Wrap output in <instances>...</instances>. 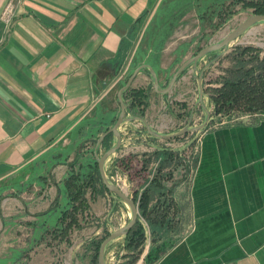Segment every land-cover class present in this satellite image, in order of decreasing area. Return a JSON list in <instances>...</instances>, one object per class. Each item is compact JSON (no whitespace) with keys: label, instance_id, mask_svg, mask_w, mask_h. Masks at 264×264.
Segmentation results:
<instances>
[{"label":"crops","instance_id":"0c3cea01","mask_svg":"<svg viewBox=\"0 0 264 264\" xmlns=\"http://www.w3.org/2000/svg\"><path fill=\"white\" fill-rule=\"evenodd\" d=\"M160 1L0 0V264H90L91 240L123 226L113 223L108 207L117 206L122 220L124 203L100 186L98 193L87 191L85 218L66 238L57 230L58 205L75 161L89 152L97 161L107 151L106 136L98 141L107 132L104 122L120 112L117 95L127 80L116 76L124 40ZM8 5L10 24L3 15ZM141 65L131 86L148 87L149 67L161 90L169 86L162 63L161 74L145 61H130L125 71L131 75ZM151 82L143 115L126 110L122 147L106 162L107 176L128 195L133 183L116 160L158 152L167 138L157 134L175 133L158 129L153 114L166 107L170 91H157ZM104 107L108 115L99 117ZM115 140L114 134L107 140L111 148ZM196 143L192 174L166 182L150 202L158 210L171 204L174 220L170 216L168 225L152 215L151 231L143 220L147 241L135 264H264V117L203 131ZM120 239L105 250L115 264L134 253ZM149 249L157 256L151 262Z\"/></svg>","mask_w":264,"mask_h":264},{"label":"rangeland","instance_id":"374dc122","mask_svg":"<svg viewBox=\"0 0 264 264\" xmlns=\"http://www.w3.org/2000/svg\"><path fill=\"white\" fill-rule=\"evenodd\" d=\"M192 4V0H161L159 3L157 2L141 20V23H139V25L138 23L136 24L129 35L131 44L124 52L125 56H123L121 66H117L118 73L116 77L127 80L130 76V72L128 70L125 71V69L130 61L135 65L140 64L142 61L150 64L148 59L153 57L154 59L157 58L156 61L160 70L161 63L166 68L163 71L165 74L163 83L168 86L178 66H181L186 60L198 54L199 50L203 47L221 42L229 32L241 25L246 18L253 15V10L242 9L241 4H235L229 7V14L224 24L217 29H213L206 20L200 18L197 10L192 8ZM213 22L218 23L219 19L215 18ZM138 27L139 29L136 30ZM184 43L188 45L182 47L181 45ZM244 45L264 50V22H259L250 27L238 39L231 42L227 49L214 51L205 55L196 65L191 64L179 75L180 77L178 76L180 85L176 89L173 86L169 92L170 94L167 96L168 100L164 99L166 100V107L164 105L160 112L158 107L153 115H157L155 120L159 119V121H157V123L155 121V123L162 133L180 132L183 130L189 132L180 135L177 139L172 138L164 140L161 150L169 149L171 151H180L181 153H179L178 159H182L186 162L190 160L194 162L197 137L199 134H202L203 131L219 125L246 121L250 118L264 117V109L255 112L232 110L231 113H215V107L209 98L210 92H212L211 89L220 86L218 81L223 73V69H225L224 67L230 65L229 60H227L225 56L229 54L234 47ZM174 47L176 48L172 52L173 55H171L170 50ZM166 48L169 50L164 52ZM141 53H145L146 56L140 58L139 55ZM219 54L220 58L215 59ZM163 55H165V57H163ZM205 68L206 70H204ZM202 70H204L202 80L204 85L203 95L200 96L198 78ZM146 76L148 87L144 88L147 90L146 103H148V97L151 96L152 93L151 80L153 77L151 72L146 73ZM189 76L192 77L190 82H188ZM133 87L136 89L141 88L134 85ZM110 99L115 102L116 91H113ZM138 115H140V113ZM201 126L202 129L199 128ZM153 154L154 153H148L147 157ZM142 156L143 155L139 156V160H142ZM158 160L159 159L154 155L150 166L153 168ZM187 165H190L189 162ZM182 173L183 172H180L183 176ZM178 178L179 174L176 172L175 180ZM111 181L116 183L115 180ZM165 189H167V186H165ZM122 203L124 202L120 199L119 205ZM124 205L126 208V216L123 217L122 220H118L116 216L117 206L108 207L109 212L113 214L112 218L114 219L112 221L117 226L120 224L125 226L130 222L132 214L131 208L126 203H124ZM120 238L117 239L121 242L122 240ZM119 241H116L118 246ZM113 256L114 258L109 255V259L106 256V264L116 263L114 261L115 255Z\"/></svg>","mask_w":264,"mask_h":264},{"label":"trees","instance_id":"16d2710c","mask_svg":"<svg viewBox=\"0 0 264 264\" xmlns=\"http://www.w3.org/2000/svg\"><path fill=\"white\" fill-rule=\"evenodd\" d=\"M192 1V8L196 9L200 18L206 20L213 29H217L224 24L229 14V7H232L235 4H241L242 9L253 10V14H264V0ZM146 15L147 13L139 19L137 22L138 25ZM215 18L219 19L218 23L213 22ZM138 29L139 27L136 30ZM129 39L130 37L124 40V45L122 47L123 53L131 44ZM186 45L188 44L184 43L181 46L184 47ZM145 56V53L139 55L140 58H144ZM225 58L229 60L230 65L223 69V73L218 81L220 86L211 89L212 92H210L209 95V98L215 107V113H231L232 110H238L240 112H255L264 109V50L248 45L236 46L225 56ZM156 59L157 58L154 59L153 57L149 58L148 62L154 69L158 70V74H161ZM146 98L147 90L143 87L136 89L135 87L130 86L123 93V100L127 105L126 110L139 111L140 115L143 113ZM113 110L116 111L114 108ZM96 114L98 116L100 115L99 117H105L108 115V111L104 107L102 109L100 108ZM96 114L94 116H97ZM94 120V118L87 120V123L90 125L89 129L94 127ZM116 120L117 115L115 114L112 120L104 122L102 125L103 131H107ZM90 133L94 132L90 131ZM112 137L113 133L106 136L104 139L106 142H102V145L106 150L111 148V145L108 144L107 140H110ZM175 138L177 139L179 136ZM154 155L160 162L157 172L151 180L149 167ZM178 156L179 153L177 151L165 149L159 150L157 153L149 155L148 157L147 154H143L142 160H139L138 156L134 154L116 160L115 165L128 175L130 181L133 183V200L138 205L141 216V218L138 217L136 225L131 229L127 236H125V247L130 251L132 250L134 253L130 255L129 260L118 264H135L137 259L143 253V248L147 241L145 220L148 223L150 231L152 230V224L154 222L151 218L152 215H154L155 218L157 217L160 219L161 223L170 224L171 219H169V217L171 216L172 218L173 213L171 210V204L167 202L164 205L161 204L158 210L155 206H151L150 202L153 199L154 193L159 190V188H164L165 183L173 178L172 171L164 172V170L179 163ZM196 156L194 164L192 165L193 169L196 163ZM98 186H100L102 190L108 191L103 184L102 176H100L99 163L92 158L89 152L83 155L78 161H75L64 181L67 197L63 200L64 202H61L60 204L58 203L61 225H59L57 230L61 233V237H68L71 228L80 227V220H84L85 211L89 208L86 198L87 191L90 190L98 193ZM141 187L143 191L140 200H138L141 191L138 188ZM167 192L163 193L164 196L167 195ZM118 199L120 198L118 197ZM109 234L108 231H105L104 234L101 235V238H94L91 240L89 244V248L92 251L90 264H98L101 243ZM67 241H69V238ZM149 250L150 251L146 256V261L148 260V262H151L157 258V256L153 257L152 250Z\"/></svg>","mask_w":264,"mask_h":264},{"label":"water","instance_id":"95a60500","mask_svg":"<svg viewBox=\"0 0 264 264\" xmlns=\"http://www.w3.org/2000/svg\"><path fill=\"white\" fill-rule=\"evenodd\" d=\"M259 22H264V14H253V15L249 16L248 18H246L241 25H239L237 28H235L234 30L229 32V34L226 37H224V39L221 42L214 43L212 45H208V46H205L202 49H200L198 54H196L195 56L186 60L178 68L177 72H175V74H173V76L169 82V86L166 89L161 90L159 88L157 73L155 70H153L151 67H149V69L151 70L153 79H154V82H153L154 88L157 91H161L163 93H168L169 91H171V89L175 85L174 83L176 82L178 76L180 74H182L188 66H190L191 64L196 65L200 61V59L203 58L207 54H210L214 51L227 49V47L229 46V44L231 42L238 39L242 34H244V32L246 30H248L250 27L258 24ZM218 58H220V54L215 59H218ZM143 67H145V65H141L140 67L136 68L135 71L127 79L124 87H122L121 90L119 91V93L117 95L118 101L120 102V112L118 114V118H117L116 122L114 123V125L112 126V128L108 129L107 132L104 135H102L98 141V142H101L103 140V138L109 134L113 133L115 135L116 140H115V143L113 144V147L110 148L109 150H107L101 156H97V161L99 163L100 176H102V180H103V183H104L106 189L111 194H115L124 203L129 205V207L131 208V212H132L130 222L127 225L116 229V231L110 233L108 235V237H106L102 241L100 249H99L100 252H99V258H98V264H106V260H105L106 259V251H105L106 247L111 242L115 241L117 238L127 236V234L131 231V229L136 225V223L138 221L137 220L138 215H139L138 206L135 204L133 198L130 195H128L126 192L122 191V189L116 183H113L110 180L109 176H107V174H106V162L110 157H112L114 154H116L117 151L120 150V148L122 147V143H123L122 139L123 138H122V133L120 131V127L123 123H125L127 121V118L125 116L127 105H126L125 101H123V93L126 91V89H128L131 86V83L134 81V79L140 73V71ZM204 70H206V68ZM204 70H202V72L200 73V76L198 78V83H199V87H200V96L203 95V85L204 84L202 83V80H203ZM202 126L199 128L202 129ZM187 132L185 130H183L180 132L172 133L171 135H161V134H157V135L163 136L167 139H172L174 137L186 134Z\"/></svg>","mask_w":264,"mask_h":264},{"label":"built area","instance_id":"2783aa9c","mask_svg":"<svg viewBox=\"0 0 264 264\" xmlns=\"http://www.w3.org/2000/svg\"><path fill=\"white\" fill-rule=\"evenodd\" d=\"M4 19H5V21H6V23L7 24H10V22L12 21V19H13V14H12V8H11V6L10 5H8L7 7H6V9H5V11H4ZM178 153H181L180 151H177ZM195 154H194V156H196L197 155V153H198V145H197V147H196V149H195ZM181 157V156H180ZM159 160H158V162L156 163V164H154V166H153V168L150 166L149 167V169H150V173H149V175H150V178H151V180L154 178V176H155V174H156V172H157V168H158V166H159ZM189 162V164L190 165H187V163ZM188 162H186V161H183L182 159H179V163H177V164H174V166H172L171 168H168V169H165L164 170V172L166 171V172H170V171H172L171 173L173 174V178L171 179V180H168L167 182H171V181H174L175 180V178H176V172H178V174H180V172H183L182 174L183 175H185V176H187V177H189V175H191L192 174V171H193V168H192V165L194 164V162L193 161H188ZM188 168V169H187ZM188 172V173H187ZM180 177H181V174H180ZM141 191H140V194H139V196H138V200H140V197H141V194H142V189H140ZM131 197L133 198V192H132V195H131ZM136 204V203H135ZM137 205V204H136ZM138 206V205H137Z\"/></svg>","mask_w":264,"mask_h":264}]
</instances>
